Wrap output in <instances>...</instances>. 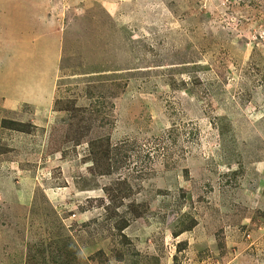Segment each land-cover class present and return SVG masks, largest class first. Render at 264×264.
Instances as JSON below:
<instances>
[{"label":"rangeland","instance_id":"374dc122","mask_svg":"<svg viewBox=\"0 0 264 264\" xmlns=\"http://www.w3.org/2000/svg\"><path fill=\"white\" fill-rule=\"evenodd\" d=\"M0 264H264V0H0Z\"/></svg>","mask_w":264,"mask_h":264}]
</instances>
